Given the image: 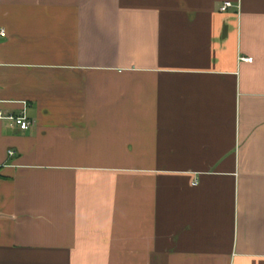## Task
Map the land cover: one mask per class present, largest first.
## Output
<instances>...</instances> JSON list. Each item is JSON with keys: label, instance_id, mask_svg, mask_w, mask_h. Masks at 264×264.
Segmentation results:
<instances>
[{"label": "crops", "instance_id": "0c3cea01", "mask_svg": "<svg viewBox=\"0 0 264 264\" xmlns=\"http://www.w3.org/2000/svg\"><path fill=\"white\" fill-rule=\"evenodd\" d=\"M0 29L31 121L0 120V264H264V0H0Z\"/></svg>", "mask_w": 264, "mask_h": 264}, {"label": "built area", "instance_id": "2783aa9c", "mask_svg": "<svg viewBox=\"0 0 264 264\" xmlns=\"http://www.w3.org/2000/svg\"><path fill=\"white\" fill-rule=\"evenodd\" d=\"M232 4L230 2H223L219 6V11H225L227 8L231 7ZM3 35L2 29H0V36ZM239 60L249 62L251 60V57H239ZM0 120H4L8 125L17 127L19 130L24 131L26 130L30 124L31 121L28 119L24 113V110L21 109L17 113H12L5 111L3 109H0ZM8 154H11V151L7 152Z\"/></svg>", "mask_w": 264, "mask_h": 264}]
</instances>
